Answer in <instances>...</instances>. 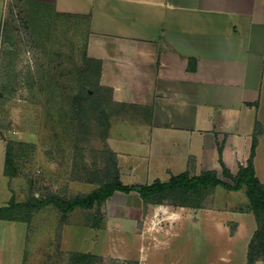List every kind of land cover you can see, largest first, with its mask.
<instances>
[{
  "label": "rangeland",
  "instance_id": "rangeland-1",
  "mask_svg": "<svg viewBox=\"0 0 264 264\" xmlns=\"http://www.w3.org/2000/svg\"><path fill=\"white\" fill-rule=\"evenodd\" d=\"M6 7L0 18V135L10 173L17 175V201L88 195L116 172L139 185L180 173L156 159L145 170L144 146L151 137L141 131L133 138L126 124H117L141 111L115 102L113 89L102 85L98 57L106 50L92 30L91 14L70 11L68 0H14ZM109 124L115 126L110 145L132 152L122 159L124 167L108 145ZM4 156L0 143V167ZM218 177L231 183L222 173ZM7 182L0 174V208L10 198ZM202 202L200 210L148 208L135 192H117L89 211L64 215L48 206L33 213L29 227L0 222V264H19L21 245L25 264H75L73 253L91 255L83 264L264 261L260 241L253 240L259 229L255 214L237 213L246 212L243 192L218 188Z\"/></svg>",
  "mask_w": 264,
  "mask_h": 264
},
{
  "label": "crops",
  "instance_id": "crops-1",
  "mask_svg": "<svg viewBox=\"0 0 264 264\" xmlns=\"http://www.w3.org/2000/svg\"><path fill=\"white\" fill-rule=\"evenodd\" d=\"M13 1L0 0V18ZM68 4L72 12L91 14L92 30L101 35L106 50L98 57L102 85L113 89L115 102L141 111L117 124H126L133 138L141 131L152 138L144 146L149 154L145 170H151L156 159L181 168L177 175L220 174L222 165L236 175L248 165L257 130L253 165L264 184V0H68ZM0 143L5 152L0 174L10 192L1 208L12 201L25 204L17 201L18 189L13 188L17 177L6 173L7 143L1 135ZM110 149L124 167L122 159L132 152L121 153L112 145ZM129 169L134 171V166ZM118 177L125 185H139L124 182L120 172ZM246 202L247 206V198ZM20 251L18 262L25 264L22 245ZM260 262L264 263L255 264Z\"/></svg>",
  "mask_w": 264,
  "mask_h": 264
},
{
  "label": "trees",
  "instance_id": "trees-1",
  "mask_svg": "<svg viewBox=\"0 0 264 264\" xmlns=\"http://www.w3.org/2000/svg\"><path fill=\"white\" fill-rule=\"evenodd\" d=\"M110 128L111 126L109 124L107 131ZM259 135V131L256 130L253 136L251 155L246 167H241L236 175H232L222 165V175L232 184L222 181L216 172H204L198 176H190L189 173H182L177 176H172L168 182L156 181L151 185L129 186L125 185L119 179L118 172H116L113 181L94 190L88 195L77 196L72 199H64L56 195H46L44 199L33 196L32 200L27 201L25 204H16L12 201L9 206L0 209V219L23 221L30 226L35 211H39L48 206H54L64 215L73 213L76 210L89 211L95 207L104 205L117 192L123 194L135 192L139 195L144 206L148 208L166 205L170 208L200 209L203 205V197L210 194L214 189L221 187L229 192H245L248 200L246 211H252L259 224V229L254 235L253 240L260 241L263 248L262 256H264V184L257 179L253 165ZM9 161L7 147L6 173L8 176L16 177L17 175L10 173ZM23 213L27 216L29 214V216L25 218L21 217ZM255 240L254 243L256 242ZM89 256L91 255L73 253L72 261L75 264H83ZM256 262L251 261L250 264H255Z\"/></svg>",
  "mask_w": 264,
  "mask_h": 264
}]
</instances>
